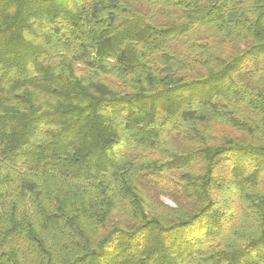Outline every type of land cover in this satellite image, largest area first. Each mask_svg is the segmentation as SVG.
I'll return each mask as SVG.
<instances>
[{
	"label": "trees",
	"instance_id": "16d2710c",
	"mask_svg": "<svg viewBox=\"0 0 264 264\" xmlns=\"http://www.w3.org/2000/svg\"><path fill=\"white\" fill-rule=\"evenodd\" d=\"M0 264H264V0H0Z\"/></svg>",
	"mask_w": 264,
	"mask_h": 264
},
{
	"label": "rangeland",
	"instance_id": "374dc122",
	"mask_svg": "<svg viewBox=\"0 0 264 264\" xmlns=\"http://www.w3.org/2000/svg\"><path fill=\"white\" fill-rule=\"evenodd\" d=\"M161 200H163L166 203L172 204L171 201L165 197H161Z\"/></svg>",
	"mask_w": 264,
	"mask_h": 264
}]
</instances>
